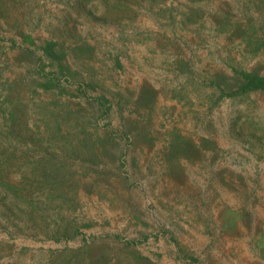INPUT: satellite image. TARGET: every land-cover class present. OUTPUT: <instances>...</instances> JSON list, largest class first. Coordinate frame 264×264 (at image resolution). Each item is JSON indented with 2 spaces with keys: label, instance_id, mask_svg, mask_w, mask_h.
I'll return each instance as SVG.
<instances>
[{
  "label": "rangeland",
  "instance_id": "1",
  "mask_svg": "<svg viewBox=\"0 0 264 264\" xmlns=\"http://www.w3.org/2000/svg\"><path fill=\"white\" fill-rule=\"evenodd\" d=\"M243 71L264 0H0V264H264Z\"/></svg>",
  "mask_w": 264,
  "mask_h": 264
},
{
  "label": "trees",
  "instance_id": "2",
  "mask_svg": "<svg viewBox=\"0 0 264 264\" xmlns=\"http://www.w3.org/2000/svg\"><path fill=\"white\" fill-rule=\"evenodd\" d=\"M111 7L114 8V4H111ZM53 46L54 43L53 42H49L45 45L44 47V52L51 57H57L56 56V52L55 50H53ZM242 74V79H243V83L242 86L240 87V92H248L251 90H255V89H259V88H264V76H260L254 73H247V72H241ZM47 87V85H46ZM99 103L101 104V106L103 107V109L105 108V104L103 102H101V100H99ZM19 140H23V138L20 137ZM26 141V140H25ZM39 170L42 171V173L45 174L46 177V181H50V178H53V180H57V183H59V180L61 178H63L62 173L60 172V169H56V164L55 167L54 165H51L50 162L45 161V163H41V165L39 164ZM50 167V169H49ZM52 167V168H51ZM58 167V166H57ZM59 168V167H58ZM63 171V170H62ZM64 173V171H63ZM53 174H56V176H54ZM48 175V176H47Z\"/></svg>",
  "mask_w": 264,
  "mask_h": 264
}]
</instances>
